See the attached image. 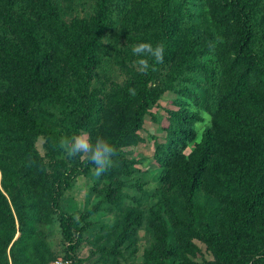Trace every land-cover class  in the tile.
Listing matches in <instances>:
<instances>
[{
	"label": "rangeland",
	"instance_id": "374dc122",
	"mask_svg": "<svg viewBox=\"0 0 264 264\" xmlns=\"http://www.w3.org/2000/svg\"><path fill=\"white\" fill-rule=\"evenodd\" d=\"M50 1L54 15L42 0H0V57L13 47L18 49L9 62L0 63V95L15 88L36 64L37 50L46 55L50 72L76 93V76L68 62L85 61L82 48L91 33L79 35L74 28L77 22L91 25L102 7L100 0ZM141 2L146 9L138 12ZM155 2L124 0L106 21L101 36L92 43L94 61L88 70L84 68L86 97L81 105L62 99L43 106L57 118L72 114L74 108L89 112L88 119L80 123L76 116L70 133L66 127L61 130L47 123L48 133L37 137L33 150L21 146L14 152L9 143L10 156L23 154L18 160L7 159L1 146L0 160L8 171L6 187L1 185L0 173V264H52L65 256L73 264H231L236 253L251 259L264 250V207L252 206L246 196L256 193L258 185L264 188V177L246 183L245 194L240 182L221 168L219 149L213 145L196 195L188 196L183 187L188 171L182 167L193 165L205 138L215 137L228 149L240 147L230 139L232 129L225 124L235 108L224 107L218 98L227 73L234 72L230 64L236 22L225 6L227 1L167 0L164 8L176 14L178 23L169 37L164 24L155 19L162 8ZM8 9L13 28L1 17ZM240 22L248 30L249 17L243 15ZM188 41L204 69L186 63L183 82L158 95L180 70L179 56ZM139 42L162 44L164 53L170 43L176 52L167 59L164 55L161 63L144 57L150 65L145 73L139 67L141 58L131 52ZM245 76L251 84V75ZM140 78H145L147 93L156 99L136 113ZM257 84L259 105L251 123L263 126L264 83ZM174 113L189 117L190 123L175 120ZM180 127L188 131V139L180 140L176 159L160 164L158 148L168 145L172 130ZM74 135H85L93 142L102 137L114 146L116 155L102 176L95 175L85 155L69 157L62 149L61 143ZM252 162L263 173L264 150L254 149ZM21 166L32 170L26 182L17 181L22 171L12 176ZM226 186L234 196L216 191L217 187L226 191ZM20 217L26 223L24 233L19 231ZM240 230L245 240L239 239Z\"/></svg>",
	"mask_w": 264,
	"mask_h": 264
},
{
	"label": "trees",
	"instance_id": "16d2710c",
	"mask_svg": "<svg viewBox=\"0 0 264 264\" xmlns=\"http://www.w3.org/2000/svg\"><path fill=\"white\" fill-rule=\"evenodd\" d=\"M124 0H100L102 11L98 18L89 25L86 22H77L75 26L76 32L81 35L82 33H91L90 39L83 45L82 60H72L68 62V66L71 68L72 73L75 74L76 93L65 86L60 78L52 74L49 70L46 55H40L38 50L35 52L36 64H33L29 69L25 71V74L18 85L11 91H8L0 95V156L2 155V147L5 149L7 159L18 160V157L23 155L19 153L17 155L10 156L9 143L12 144L13 151L19 150L22 146L25 150H33V142L38 136L48 133L46 128L47 123L57 125L61 130L66 127L69 133L72 126L76 123L75 117L78 116L80 123L89 118L90 113L82 114L72 108V114H65L57 118L53 114H48L43 110V106L47 104L56 103L57 100L69 99L76 106L81 105L83 99H85L84 85H85V70H88V64L94 61L93 40L101 36L102 31L106 27V21L110 20L114 13L123 6ZM167 0H157L155 5H161L162 8L157 10V16L155 19L162 22L168 32L167 36H172V26L177 25L176 14L173 16L168 14L167 8H164V4ZM226 8L229 9V13L232 19L235 20L234 35L235 42L232 45V51L234 59L231 61L230 68L234 72L226 76V82L222 89V92L218 96L219 101L222 102L224 107H234L235 109L229 112L226 118L225 124L228 128L232 129L230 139H234L240 143V147L237 150L228 149L225 144L218 143V139L215 137L205 138V141L199 146V150L195 153L196 158L193 159L194 163L190 166H183L182 170L188 171V177L183 187L186 188L188 196H195L197 190L202 184V178L205 174V169L210 163L211 159V146L217 145L219 149V163L223 170L231 174V176L240 182V185L246 191L248 186L246 183H252L253 180L257 181L259 176L264 177V172L259 173V170L254 166L253 154L254 149L264 150V124L263 126L254 125L251 123L254 111H257L259 105L256 102L255 87H258L257 83H264V0H226ZM42 3L46 6L48 12L54 15L53 5L50 0H42ZM146 8L144 3L141 2L138 7L139 11H144ZM249 17V24L246 26L248 30H244V26L241 24L242 16ZM1 17L5 24L10 28H13V21L10 18V10L1 12ZM146 17V16H144ZM161 23V25H162ZM252 31V32H251ZM166 52L164 53L165 59L169 55L175 53V45L166 43ZM17 47H13L12 50L6 51V53L0 57V63H5L4 59L9 62L11 55H17ZM196 50L188 41L184 47L183 53L180 57V64L176 74H174L168 83L160 89L159 94L164 91L178 87L185 79V73L182 67L187 63L190 64V68L196 70L204 69V65L200 64L196 59ZM77 58V57H76ZM81 59V58H80ZM237 67L243 68V71L237 70ZM245 74L251 75L253 82L247 83V77ZM145 78H140L138 81L137 91L135 93L136 100L139 101V110L136 113L145 111L146 107H150L155 103L156 98L149 96L146 90L144 82ZM94 104V103H93ZM95 109V106H93ZM93 113V110H90ZM175 120H184V123H190L189 117H182L179 114H173ZM82 119V120H81ZM189 121V122H188ZM135 124V121L133 122ZM132 125L130 126H133ZM82 126H76L79 128ZM188 131L183 128H174L172 130L173 138L169 141L165 147H159L156 153V161L163 164L169 160L176 159L179 152L180 140L187 137ZM2 146V147H1ZM168 164V163H167ZM21 168L23 170H21ZM7 166L0 160V173L2 176L1 185L6 187L7 179ZM22 171V175L18 180L26 182L31 179L32 170L25 168V166L19 167L12 174L16 178L19 172ZM228 183V180L227 182ZM253 184V183H252ZM225 188V187H224ZM226 191L222 187H217L216 191L221 196H234L235 192H229V187L226 186ZM0 196L1 192H0ZM250 196L249 203L256 207H264V188L258 185L256 193H248ZM260 210V209H259ZM258 210V211H259ZM253 214V212L251 213ZM246 222V220H244ZM19 231L24 233L26 231V223L23 218H19ZM22 230V231H21ZM259 231L253 232L250 236H255ZM7 242L10 243L15 233ZM247 236H243L242 230H240V240H245ZM169 252L167 255H170ZM255 258H248L244 254L239 256L235 254L234 262L232 264H264V250L255 255ZM64 259H71L65 256ZM242 263L243 260H246Z\"/></svg>",
	"mask_w": 264,
	"mask_h": 264
},
{
	"label": "clouds",
	"instance_id": "9594fccd",
	"mask_svg": "<svg viewBox=\"0 0 264 264\" xmlns=\"http://www.w3.org/2000/svg\"><path fill=\"white\" fill-rule=\"evenodd\" d=\"M134 56L140 57L139 67L142 72H148L150 65L144 57H151L156 63L163 62L164 46L162 44L153 47L151 43L139 42L132 48ZM62 149L69 157L86 156L87 163L94 166L95 175L102 176L110 167L113 157L116 155L114 146L102 137L93 142L85 135H74L61 143Z\"/></svg>",
	"mask_w": 264,
	"mask_h": 264
},
{
	"label": "built area",
	"instance_id": "2783aa9c",
	"mask_svg": "<svg viewBox=\"0 0 264 264\" xmlns=\"http://www.w3.org/2000/svg\"><path fill=\"white\" fill-rule=\"evenodd\" d=\"M52 264H73L71 259H57Z\"/></svg>",
	"mask_w": 264,
	"mask_h": 264
}]
</instances>
